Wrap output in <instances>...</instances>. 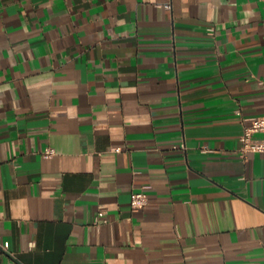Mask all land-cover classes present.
<instances>
[{
  "label": "crops",
  "instance_id": "crops-1",
  "mask_svg": "<svg viewBox=\"0 0 264 264\" xmlns=\"http://www.w3.org/2000/svg\"><path fill=\"white\" fill-rule=\"evenodd\" d=\"M261 80L264 0H0V264H264Z\"/></svg>",
  "mask_w": 264,
  "mask_h": 264
},
{
  "label": "built area",
  "instance_id": "built-area-1",
  "mask_svg": "<svg viewBox=\"0 0 264 264\" xmlns=\"http://www.w3.org/2000/svg\"><path fill=\"white\" fill-rule=\"evenodd\" d=\"M264 85V80H261ZM258 134H261L260 136ZM242 146L240 152L243 156H247L250 152H264V115L253 118L252 123L246 126L242 136ZM182 146H185L183 144ZM57 151L54 147L49 146L45 150L46 156H51ZM150 185H145L143 188L134 191L132 196V208L137 211L142 209L149 203L148 188ZM6 247L10 245L9 241L4 243Z\"/></svg>",
  "mask_w": 264,
  "mask_h": 264
}]
</instances>
